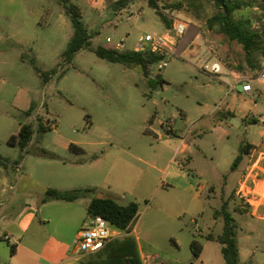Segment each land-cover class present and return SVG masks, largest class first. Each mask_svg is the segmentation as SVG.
Segmentation results:
<instances>
[{"label": "rangeland", "instance_id": "rangeland-1", "mask_svg": "<svg viewBox=\"0 0 264 264\" xmlns=\"http://www.w3.org/2000/svg\"><path fill=\"white\" fill-rule=\"evenodd\" d=\"M70 1L80 7L93 47L109 48L125 38L123 50H132L141 35L169 33L168 22L176 19L200 33L186 47L177 40L176 52L153 65L147 77L139 67L109 62L88 48L66 61L74 28L59 0H0V155L8 160L0 170V234L8 232L2 221L6 212L15 214L25 203L41 205L47 189H89L91 199L105 195L121 205L138 203L132 236L139 237L143 251L167 264H217L214 252L221 244L207 245L191 221L200 220L206 233H223V219L216 226L212 220L221 199L229 197L232 210L236 204L246 207L236 192L250 156L231 169L240 147L264 145V87L251 98L229 89L236 86L235 72L242 77L252 72L242 45L208 30L207 19L219 11L212 1L197 10L185 6V0H159L157 11L149 0H136L120 12L111 6L116 0ZM179 2L182 7H171ZM235 18L256 19L255 29H264L259 4L237 11ZM209 49L223 63L222 81L200 69ZM263 57L258 53L255 66ZM165 61L168 65L160 69ZM27 123L36 130L19 160L22 149L10 139ZM40 126L48 130L40 132ZM71 144L84 152H74ZM174 163L187 179L173 181L190 195L164 179ZM193 194L204 203L203 214ZM233 215L243 248L240 264H264L263 212ZM195 238L206 245L205 263L193 259ZM10 249L0 238V256Z\"/></svg>", "mask_w": 264, "mask_h": 264}, {"label": "trees", "instance_id": "trees-1", "mask_svg": "<svg viewBox=\"0 0 264 264\" xmlns=\"http://www.w3.org/2000/svg\"><path fill=\"white\" fill-rule=\"evenodd\" d=\"M64 6L66 14L70 16L74 28V35L69 43L68 48L64 52V59L71 62L76 53L84 48L93 50L97 56L112 63H121L127 67H139L145 76L151 75L152 66L160 63L165 59V54H147L131 50L117 51L111 47L92 46L93 34H90L86 25L82 20V11L79 6L71 3L70 0H59ZM136 0H117L111 1V6L116 11H122L128 8ZM197 0H191L193 4ZM213 3L218 7L214 15L207 19L208 30L224 34L229 40L236 41L242 45L245 51L247 63L254 68L258 53L264 54V29H255L256 21L253 18H235V13L247 7H253L259 4L264 9V0H225L226 10L218 4L215 0ZM159 0H149V3L157 11H160ZM183 3L173 4L171 7L180 8ZM202 1L197 3V10L201 9ZM168 9V7H166ZM258 22V21H257ZM169 28H172V23L168 22ZM40 72V70H38ZM56 71H52L55 73ZM45 82L49 81L47 74H42ZM33 105L27 111L31 115ZM40 118V124H41ZM256 122V121H255ZM35 127L32 123H27L21 126L18 135H13L10 142L13 145H19L22 149L20 159L24 157L26 148L31 142L34 134ZM40 132H45L47 127L40 126ZM173 133L172 131H167ZM256 146L251 143L243 144L240 147V153L236 157L232 170L243 160L245 155H250ZM70 149L76 153H83V149L71 144ZM8 160L0 155V166L5 167ZM19 161L16 162V165ZM89 189H75L71 191H60L54 188H49L45 192L43 198L44 202L51 200L75 201L82 196L88 195ZM235 196V195H232ZM231 199L224 201L221 208L215 211V217H221L224 221V229L221 235L208 233L206 235L198 234L209 241H216L222 245V254L226 264H240V250L238 246V223L233 213L230 211ZM251 206L246 204H236L234 206L235 212H247ZM89 217L102 216L108 220L114 227L121 231H125L128 235L120 238H115L110 241L103 249L98 252L83 255L81 264H142L139 254L138 242L134 236L129 234L132 231L133 224L139 214V205L136 202H131L128 205H121L113 198L108 196L99 198L94 197L91 199L88 207ZM191 249L193 252V259L196 261L200 258L203 252V244L197 239L191 242ZM12 250L15 246H11Z\"/></svg>", "mask_w": 264, "mask_h": 264}, {"label": "crops", "instance_id": "crops-1", "mask_svg": "<svg viewBox=\"0 0 264 264\" xmlns=\"http://www.w3.org/2000/svg\"><path fill=\"white\" fill-rule=\"evenodd\" d=\"M187 1H191V0H185L184 1L185 6L187 5L188 7H190V9H197V3H199V0H197L195 3L191 5H190L191 2L187 3ZM200 1H202V7H203L204 4L212 0H200ZM168 3H173V2L168 1ZM196 17L198 18V16ZM254 20L256 21V23H258L256 19ZM178 21L180 20L176 19L175 22L174 21L172 22V28L168 29L171 33L175 31V27L178 25ZM184 23L187 25V35L185 37L186 40H192L193 37H197L199 35L200 33L199 29H197L194 25L189 24L188 22H184ZM237 74L238 73L235 72L236 76ZM239 87H241V83L240 80H238L236 77V87L231 91L236 90L235 94H238L240 96L243 95L245 96V98H251L260 95L263 92L264 85L258 82H254L253 83L254 91L251 94L242 93V91L239 90ZM237 113L240 114L242 117H246L247 115V112L242 109H239ZM252 120L253 122H255L257 121V118L253 116ZM249 156L250 159L244 174L247 172V170L251 169L252 166L256 163L254 167L256 168V174L258 175V180L254 181L252 186L254 187V190H256L261 195H264V145L256 146ZM118 160L121 161V159ZM139 160H141V158H139ZM145 162L149 163V161H145ZM77 165L82 167L84 166L83 164L80 163ZM149 165L151 166L152 164L149 163ZM175 166L176 163L173 164L172 171L170 170L165 173L164 179L167 182L172 180L168 183L169 187H173L175 189H178L184 194L190 195V192L187 191L189 189L182 187L179 184V182L175 183L173 181L175 179H182V180L187 179V176L184 173V171H182L180 167L175 168ZM17 167H18L17 170H20L19 164H17ZM1 168H3V166H0V170ZM117 169L118 167L116 166L112 168V173ZM103 196L105 197V195ZM193 196L195 200H197L196 202H198L197 203L198 213L201 212L203 214L202 209L204 203L201 201L200 196H198L197 194H193ZM228 199L229 197L227 199L224 198L221 199L222 203L220 205V208L224 203V201H227ZM90 201H91V197H89V195L82 196L75 201L51 200L48 202H44L42 200V203L39 206H37L36 204L25 203L24 206H22L15 214H9V212H6L5 217H2V221L7 225L8 232H4L3 234H0V238L7 240L10 248L11 246H15V248L13 250L11 248L5 257L0 256V264H77V263L81 264L82 256H80L76 252V250L72 249L71 247L73 241L77 239L80 229L83 227L85 222L90 218L88 214V207ZM230 206H231V202L229 207ZM230 211L232 213L235 212L234 207L233 210L230 208ZM247 212L251 213L252 215H257L258 213L263 212V216H264V201L262 202V204L260 205V207L256 212L253 211V208H250V210H248ZM247 212H236V213H247ZM219 218L215 217V212H214L212 216L214 226L218 224ZM193 221H195V224L199 226L198 234H202V235L208 234L204 232L200 220L192 219L191 222L194 223ZM47 231L50 234H46ZM123 232L125 231H122L120 237H124L128 235L127 232H125L124 234ZM250 232L251 234H253L255 231H250ZM135 233H136V226H133L132 231L129 234L132 235ZM212 233L214 232L212 231ZM6 237L8 239H6ZM135 238L138 242L139 250L141 251L142 246L139 237H135ZM245 239L247 240L251 239V235H247ZM212 242H216V241L207 240L206 244L208 245ZM238 246L240 250V262H241L243 248L241 247V243L239 239H238ZM205 250H206V245L203 247V252L200 258L198 259V261L196 260V262L205 263V260L202 259ZM60 252L62 253L60 259L54 257ZM214 260L217 264H226L222 254V245L219 247L218 252L217 251L214 252Z\"/></svg>", "mask_w": 264, "mask_h": 264}, {"label": "built area", "instance_id": "built-area-1", "mask_svg": "<svg viewBox=\"0 0 264 264\" xmlns=\"http://www.w3.org/2000/svg\"><path fill=\"white\" fill-rule=\"evenodd\" d=\"M138 14L141 15L142 11ZM186 35L187 25L184 22L178 21V25L175 27L174 35H172L171 32L161 36H154L151 34L141 35L137 39V42L131 51L147 54H173L176 52V48L174 46L177 40H182L184 43L186 42L184 47L190 43L191 40H186ZM106 41L109 44H113L114 42L111 37H108ZM125 41L126 39L122 38L121 41L114 44L111 48L117 51H125L123 50ZM167 65L168 62L165 61L162 64H159V68H164ZM200 69L211 75L214 80L222 81L220 76L223 73V63L214 54L212 49H209L208 56L203 58ZM235 77L240 80L242 93H253L254 82L264 85V57L261 63L252 68L250 76L242 77L241 74H237ZM235 87L236 86L232 85L229 86V89L233 90ZM254 165L244 174L236 192V196L243 200L244 203L250 205L251 208H253V211L256 212L264 201V195L258 193L252 186L254 181L258 180V175L256 174V168ZM121 234V230L114 227L102 216L90 217L78 233L75 250L80 256L98 252L113 239L120 238ZM6 239L8 238L6 237ZM140 259L142 264H167L158 254L143 250L140 251Z\"/></svg>", "mask_w": 264, "mask_h": 264}, {"label": "water", "instance_id": "water-1", "mask_svg": "<svg viewBox=\"0 0 264 264\" xmlns=\"http://www.w3.org/2000/svg\"><path fill=\"white\" fill-rule=\"evenodd\" d=\"M218 4H220L224 9H225V13H227V10H226V3H225V0H215ZM175 34V31L172 33V35ZM264 35V34H263ZM239 90L241 91L242 90V86L239 87ZM104 197L103 195H100L99 198H102Z\"/></svg>", "mask_w": 264, "mask_h": 264}]
</instances>
